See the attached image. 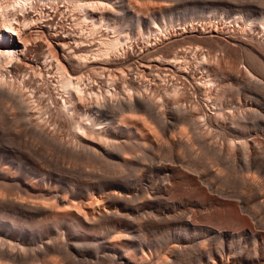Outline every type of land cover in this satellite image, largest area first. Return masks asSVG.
<instances>
[{"label":"bare ground","instance_id":"bare-ground-1","mask_svg":"<svg viewBox=\"0 0 264 264\" xmlns=\"http://www.w3.org/2000/svg\"><path fill=\"white\" fill-rule=\"evenodd\" d=\"M65 1L0 0V136L68 162L41 147L47 169L21 168L0 149V264H264V0H120L141 39L212 25L183 49L201 52L194 99L166 112L132 92L123 28L104 22L117 37L84 50L94 41L36 34L28 12ZM90 1L78 5L95 31L103 2Z\"/></svg>","mask_w":264,"mask_h":264},{"label":"rangeland","instance_id":"rangeland-1","mask_svg":"<svg viewBox=\"0 0 264 264\" xmlns=\"http://www.w3.org/2000/svg\"><path fill=\"white\" fill-rule=\"evenodd\" d=\"M70 1V2H69ZM78 1L79 0H68V1H65V2H55V3H50V2H43V3H41V5H40V3L36 6V7H34L31 11H29L28 13V16L29 17H31V18H33V20H36L35 21V23L36 22H38V23H36L37 25L36 26H38V28H36V32H38V33H36V34H40L41 36H43L44 35V38H46V37H50V36H52L53 34L54 35H60V33H62L61 35H64V34H66V33H69V35H73L74 34V37L76 38V39H78L79 37H80V39H86V40H88L89 41V43L92 41H94L93 42V45L94 46H92V47H85V48H81V50H84V49H93V48H95L96 47V42L98 41V39L100 38V37H105V38H110V39H113V38H115V36L117 35V33L115 32V33H113L111 30H106V27H105V24H106V22L108 23L109 22V24H111V25H115L114 27H115V29H117V27L119 28V29H124V33H125V35H128L129 34V42H128V44H127V46L126 45H123V46H119V49L117 48L116 50H117V52L118 53H124L125 54V56L126 55H128V56H126L127 57V60L130 62V63H128L127 62V64H124L123 65V67H122V69L124 68V66L127 68V69H131V68H133V69H131V70H133V71H130L131 73H128V75H127V81H129L128 82V84L130 85V86H132V88L131 89H133L132 90V92L133 91H135L134 93H136V91L138 92H140L139 94L141 95V96H143V98H145V99H150V100H152L153 101V99H155V100H159V101H161L160 103H162V107H161V109L163 110V112L165 111H168L169 109L171 110H173V108H174V106H175V104L177 105V104H179V95H180V93L181 94H184L183 96L189 101L190 99H194V96H192L191 97V94H192V91L190 90L191 88H192V86L194 85L193 83H195V81H197L198 79V81L196 82V83H200L201 82V80H200V78L201 77H199V76H201L200 75V73H198V72H200V70L198 69L199 68V64H201L202 62H201V59H199L200 57H201V52H197V53H193V51L191 50L192 49V47H194L195 46V44H198V43H200V42H197L196 40H193V38H192V35L193 36H196L197 37V35L198 36H200L201 35V33H203L204 31V34H206V35H210V32L212 31V25H211V23L209 24V21L207 22V20L206 21H203V22H206V24L203 26V25H201V24H203V22H202V20H199V22L198 21H196V25H194V28H193V33L192 34H186L185 32H182V30H180L181 28H179V25H178V29H176V27L175 26H173L171 29H168V31H166L164 34L162 33L161 35H155V36H151V38H147V39H141V36L139 37V35L137 34V32L135 31V29L133 30L132 29V27L130 26V24L129 23H127L126 21H125V19L124 18H122L121 16H119L118 14H117V11H119V6H120V0H99V1H101V2H103V4L101 5V4H99V6H98V4H96V11L97 12H102L103 11V14H102V16H103V18L106 20H102L101 22H100V26L95 30V31H93L94 29H93V27H92V24H91V20H89L88 22L86 21H84L83 20V16H84V14H83V12H82V10L80 9V7H79V5H78ZM82 1H84V0H82ZM85 1H88L89 2V0H85ZM92 1V0H91ZM90 1V2H91ZM130 1V0H129ZM133 1V3H135L134 2V0H131V2ZM93 2H95L94 0H93ZM137 2V1H136ZM92 3V2H91ZM106 3V4H105ZM141 3V2H140ZM182 3V2H181ZM50 4V5H49ZM125 4H126V2H125ZM128 4V3H127ZM173 4H175V5H177L178 3L176 2V3H173ZM197 6H196V5ZM195 4H193V3H190L189 5H193L194 6V8H196V11L198 10V11H202V10H207V11H209V8H210V6H208V5H205L204 6V4H197V3H195ZM136 5H139V2H137V4ZM152 5V4H151ZM156 5V4H155ZM155 5H153V6H149L148 7V9H147V11H146V13H149V14H151V13H153V11H155L157 8L156 7H154ZM199 5H201V6H199ZM179 7H180V4L178 5ZM200 8H199V7ZM207 6V7H206ZM79 7V8H78ZM199 9H198V8ZM201 7H202V9H201ZM206 7V8H208V9H204V8ZM213 8H210V10H212ZM219 11V13H221V11L220 10H218ZM218 11H214V9H213V12H215V13H217ZM27 14V13H26ZM97 15V14H96ZM39 16L41 17V18H39ZM48 16V17H47ZM36 17H38V19L36 18ZM39 19H41L40 21H39ZM38 20V21H37ZM41 22V23H40ZM104 22H105V24H104ZM40 23V24H39ZM43 23V24H42ZM78 23V24H77ZM86 23V24H85ZM44 24H46V25H44ZM210 25V26H209ZM197 26V27H196ZM204 28V29H201L202 27ZM40 27H45V28H40ZM76 27H78V28H76ZM182 27V26H181ZM190 26H186V30H187V32H190L189 31V28ZM228 26H222L221 25V30H219V32L222 34H225L226 32H225V30L227 31V28ZM70 28V29H69ZM92 28V30L90 31V29ZM104 28H105V30H104ZM227 28V29H226ZM41 29V30H40ZM39 30V31H38ZM201 30L203 31V32H201ZM208 31V33H207V31ZM209 30H210V32H209ZM41 31H43V32H41ZM243 31H244V33H243ZM243 31L241 32V33H243V34H246V29L244 30L243 29ZM90 32V33H89ZM129 32V33H128ZM135 32V33H134ZM183 34H182V33ZM239 32H240V30H239ZM247 35L249 34L250 35V33H249V31L247 30ZM71 33V34H70ZM82 33V34H81ZM128 33V34H127ZM167 33V34H166ZM185 33V34H184ZM199 33V34H198ZM256 33V32H255ZM35 34V36L34 37H36L37 35ZM108 34V35H107ZM166 34V35H165ZM40 35H38V36H40ZM71 35V36H72ZM76 35V36H75ZM134 35V36H133ZM165 35V36H164ZM179 35H180V37H179ZM182 35V36H181ZM190 35V36H189ZM256 35V34H255ZM254 35V36H255ZM259 35V34H258ZM46 36V37H45ZM85 36V37H84ZM158 36V37H157ZM78 37V38H77ZM87 37V38H86ZM117 37V36H116ZM132 37V38H131ZM154 37V38H153ZM185 37V38H184ZM256 37H258V36H256ZM182 38V39H181ZM184 38V39H183ZM80 39H78V40H80ZM95 40H96V42H95ZM160 40V41H159ZM168 40V41H167ZM197 42V43H196ZM95 43V44H94ZM193 43H195V44H193ZM191 44H193V46L191 47ZM129 45V46H128ZM187 45H189L188 46V48H190L191 47V51H185V50H189L187 47H185V46H187ZM184 47V48H183ZM206 47V46H205ZM204 47V49L205 50H208L209 51V49H207V47L205 48ZM187 48V49H186ZM183 49H185L184 51H183ZM189 52V53H188ZM122 53V55H124ZM176 53V54H175ZM193 53V54H192ZM187 55V56H186ZM196 55H197V57H196ZM199 55V56H198ZM173 56H177L176 57V61L173 59V61L174 62H176V63H174L173 62V64H171V66H170V64L169 65H165L164 66V64L162 63H160V61H159V64H158V59L160 58L161 59V62H163V61H165V60H170V58L172 59L173 58ZM179 56H181L182 57V59H181V57H179ZM154 58H157V61L154 59ZM179 58V59H178ZM159 59V60H160ZM184 59V60H183ZM196 59V60H195ZM181 60V61H180ZM188 60V61H187ZM201 62H199V61ZM152 61V62H151ZM155 61V62H154ZM178 61H180V62H178ZM137 62V63H136ZM183 62V63H182ZM134 64V65H132V64ZM139 63V64H138ZM142 63V64H141ZM156 63V64H155ZM150 64H153V66L152 65H150ZM155 64V65H154ZM127 65V66H126ZM140 65H145V67H146V65H147V67H148V65H150V66H152V67H150V68H148V69H146L145 70V73H143V74H141V76H140V73H142V68L140 67ZM156 65H158V67L156 66ZM161 65V66H160ZM202 65V64H201ZM137 66H138V69H136L137 68ZM182 66V67H181ZM134 67H136V68H134ZM140 68V69H139ZM160 69V74H159V79H157L158 77H155L154 75V77L153 76H151V74H153V73H151L149 70H151V69ZM168 68V69H167ZM170 68V69H169ZM200 68H201V66H200ZM125 69V68H124ZM182 69V70H181ZM178 70V71H177ZM191 70V71H190ZM197 70V71H196ZM136 71V72H135ZM139 71H141V72H139ZM148 72H150V73H148ZM181 72V73H180ZM184 72V73H183ZM194 72V73H193ZM155 74H156V71L154 72ZM171 73V74H170ZM187 73V74H186ZM130 74V75H129ZM146 74V75H145ZM148 74H150V76H148ZM132 75V76H131ZM138 75V76H137ZM190 75V76H189ZM119 76V75H118ZM162 76V77H161ZM171 76H173V77H171ZM184 78H183V77ZM194 76V77H193ZM129 77H130V79H129ZM165 77V78H164ZM192 77V78H191ZM132 78V79H131ZM162 80H161V79ZM185 78H187V79H185ZM191 78V79H190ZM182 79H183V81H184V79L185 80H187V81H184V83H183V81H182ZM197 79V80H196ZM131 80H133L134 82H132ZM158 80H160V81H158ZM195 80V81H194ZM191 81V82H190ZM135 82H136V84H135ZM157 82V83H156ZM127 83V82H126ZM191 83L193 84V85H191ZM195 83V84H196ZM183 85V86H182ZM185 85H186V87H185ZM191 86V87H190ZM202 87L203 86H200V90L201 91H199L200 93H201V95H200V93L198 92L197 93V96H198V94H199V98H201L202 96H204V92H205V90L206 89H202ZM185 89V90H184ZM181 90V91H180ZM183 90V91H182ZM190 90V91H189ZM203 90H204V92H203ZM174 91V92H173ZM28 92V91H27ZM173 92V93H172ZM186 92V93H185ZM191 92V93H190ZM171 94V95H170ZM190 94V95H189ZM186 95V96H185ZM175 96V97H174ZM183 96H181V97H183ZM188 96V97H187ZM201 96V97H200ZM147 97V98H146ZM152 98V99H151ZM173 98H175V99H173ZM154 100V101H155ZM176 100V101H175ZM182 99H180V101H181ZM191 101V100H190ZM189 101V102H190ZM164 105V106H163ZM179 106V105H178ZM177 106V107H178ZM172 107V108H171ZM176 107V106H175ZM166 109V110H165ZM199 109H201L200 107H199ZM161 110V111H162ZM169 110V111H170ZM202 110V109H201ZM200 110V111H201ZM171 120H168V122H170ZM171 122H173V121H171ZM178 123V124H177ZM173 122V123H171V124H173V125H171L172 126V129L171 130H175V131H177V132H175V131H171V135L170 136H172V135H177L178 134V132H179V129L181 128V127H179V122ZM177 126V127H176ZM181 126V125H180ZM173 128H175V129H173ZM173 133H175V134H173ZM10 135H4L3 134V136H0V149L1 150H4L5 149V151H7L10 155H11V157H10V159H9V162L10 163H12V164H14V165H16V166H18V167H21V168H24V167H30V166H32L33 164H36V165H41V166H44V168H46L47 169V167H46V163L44 162V158H47L48 157V159H51L52 160V157H54V159L55 158H57L58 156H56V155H52V153H49V154H51L52 156H49V155H47V152H45L46 150H45V147H43V145L41 144V145H39L40 146V149L42 150V148L41 147H43V153L47 156V157H43L42 155H44V154H42V152H41V150L39 149V147H38V144H39V142L37 141H35L36 143V145H34V143H32L31 144V142L30 141H33L34 142V140L35 139H32L30 136L28 137V136H26V138H23L22 139V137L21 138H19V139H22L21 140V142L23 141V144L21 145H16V144H18L19 142V139H16L15 141L13 140V139H9L8 141H9V143H8V141H7V143H6V138H8ZM175 136H173L174 138H175ZM4 137V138H3ZM10 138V137H9ZM12 138V137H11ZM25 139H26V141H25ZM27 139H29L28 141H29V143H28V145L29 144H31L32 145V147L31 148H29L30 146H28L27 145ZM175 139H177V136H176V138ZM12 140H13V142H15V146H17V147H15L12 143ZM214 140H216L215 138H214ZM213 140V141H214ZM214 142H216V141H214ZM217 143H218V140H217ZM24 144H26L28 147H26V145H24ZM219 144V143H218ZM7 145H8V147H7ZM11 146V147H10ZM36 146V148L38 147V149H36V148H34ZM18 147H20V148H18ZM22 147H23V150H20V149H22ZM27 148V151H28V153L26 152V148ZM17 148V149H16ZM33 148V149H32ZM195 148H196V146H195ZM194 148V149H195ZM18 149H19V151H18ZM25 149V150H24ZM31 149H32V151H31ZM35 149L37 150V151H35ZM197 149H198V146H197ZM12 150V151H11ZM29 150H30V152H32V153H30L29 152ZM196 150V149H195ZM17 151V152H16ZM23 151H25V152H23ZM37 152V153H33V152ZM196 151H198V150H196ZM41 153V155L40 154H38V153ZM24 153V154H23ZM33 156H31V155ZM44 155V156H45ZM130 155V154H129ZM133 155V154H132ZM40 156H42V157H40ZM18 157H20V158H18ZM34 157H35V159H34ZM40 157V158H39ZM50 157V158H49ZM134 157V155L133 156H130L129 158H130V160L131 161H133V162H136L135 160H133L132 158ZM12 159H13V161H12ZM37 159H39L38 161H37ZM53 159V160H54ZM60 157H58V160L56 161V159L54 160V162L56 161V162H59L60 161V164L61 163H63L65 166H67L66 164L68 163L67 161H63L62 162V160L60 159ZM19 160V161H18ZM40 161V162H39ZM155 161H157L156 163H159V161H162V160H160V159H158V160H155ZM154 161V162H155ZM18 162H19V165H18ZM21 162V163H20ZM65 162H67V163H65ZM23 163H25V164H23ZM30 165H29V164ZM39 163V164H38ZM43 165H42V164ZM32 164V165H31ZM59 164V163H58ZM59 164V165H60ZM62 164V165H63ZM24 165V166H23ZM68 165H70V166H72L71 164H68ZM78 168H81V167H78ZM76 170H77V167L75 168ZM79 170H81V169H79ZM185 193V192H184ZM182 195H184L185 197L187 196V194L185 193V194H183V193H181Z\"/></svg>","mask_w":264,"mask_h":264},{"label":"built area","instance_id":"built-area-1","mask_svg":"<svg viewBox=\"0 0 264 264\" xmlns=\"http://www.w3.org/2000/svg\"><path fill=\"white\" fill-rule=\"evenodd\" d=\"M176 29H178V24L175 25Z\"/></svg>","mask_w":264,"mask_h":264}]
</instances>
